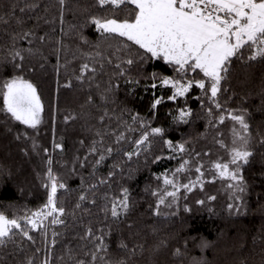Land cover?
<instances>
[{"label": "trees", "instance_id": "16d2710c", "mask_svg": "<svg viewBox=\"0 0 264 264\" xmlns=\"http://www.w3.org/2000/svg\"><path fill=\"white\" fill-rule=\"evenodd\" d=\"M111 15L97 0H0V214L22 226L0 245V264H264V58L247 59L248 52L233 58L217 97L220 109L197 87L170 100L175 90L160 78L180 74L92 23ZM84 64L96 71L83 73ZM16 77L31 82L41 98L36 128L4 107L2 85ZM156 98L162 103L153 110ZM181 110L191 111L186 122ZM229 112L244 115L246 132ZM157 127L162 135L149 134L137 146ZM236 133L252 153L239 163L243 192L215 168H237L232 149L244 145ZM130 152L138 154L129 158ZM101 154L105 159L96 163ZM49 167L66 186L56 196L63 223L50 220L34 230L27 218L47 204ZM165 177L179 190L165 185ZM184 184L195 186L189 191ZM124 189L128 209L113 217L110 208ZM171 191L175 198L166 196Z\"/></svg>", "mask_w": 264, "mask_h": 264}, {"label": "snow or ice", "instance_id": "6c2138e0", "mask_svg": "<svg viewBox=\"0 0 264 264\" xmlns=\"http://www.w3.org/2000/svg\"><path fill=\"white\" fill-rule=\"evenodd\" d=\"M97 3L101 7H108L112 10L111 16L92 19V23L101 33L125 38L144 50L146 54H150L151 57L162 59L174 66V70L180 74V79L160 78L162 85H170L175 90L169 97L170 100L184 97L193 87H197L202 90L203 95L208 96L217 109H220L222 105L217 97L221 91L222 81L227 79L233 58L244 59L245 52L249 53L247 59L264 58V0H97ZM118 12L123 13V17L117 15ZM16 55L20 54L16 53ZM132 63V59L127 60V64ZM81 71L83 73L95 72L96 69L84 64ZM188 73H202L203 78L186 79ZM153 78H156L155 74ZM67 86L70 87V85ZM152 87L156 85L153 84ZM2 89L3 104L7 113L11 114L16 121L36 128L41 123L43 112V104L37 88L22 77H16L5 82ZM161 103L162 98H156L152 104L153 110ZM207 111L211 115L212 109L208 108ZM190 115V110H181L179 119L186 122V118ZM229 116L245 132L248 130L249 125L244 115H234L229 112ZM136 119L137 117L134 116L133 120ZM224 119V116H220L219 122L223 123ZM141 123L143 125V121ZM162 133L161 128H152L151 133L145 132L136 144L137 146L143 145L148 141L149 134L162 135ZM236 135L244 145L243 150L236 147L232 149L231 163L237 165V168L235 171H230L226 163H216L215 168L221 177H229L236 181L238 191L243 192V187L239 186L242 180L239 163L241 161L248 163L252 153L246 150L245 136L239 133ZM117 139L122 140L124 137L121 134ZM166 143L174 151H185L183 144L174 147L171 141ZM56 147L62 148V145L57 144ZM96 151L97 149L93 146L91 152ZM111 151V148L105 149V152L110 153ZM134 154L138 153H127L129 158ZM104 159V155L101 154L96 163ZM48 163L51 165V160ZM187 163L188 161H185L176 171H183ZM196 171L199 173L200 167H197ZM48 180L50 185L46 187L50 186V195L47 204L44 209L27 218V223L34 230L43 227L44 221L49 218L52 224L63 223L60 217L64 215L65 209L57 206L56 196L58 188L62 189L66 186L63 183H57L51 167L48 168ZM100 183H105V181L101 180ZM164 184L172 185L177 191L181 187L173 179L167 177L164 178ZM194 186L195 184L182 185L189 191ZM177 191L167 192L166 196L175 198ZM79 199L83 201L86 196L81 195ZM210 199H215V197ZM164 203L165 196H160L159 204ZM128 206V190L124 189L122 198L113 201L110 208L111 215L118 217L120 209L127 211ZM229 207L231 208L232 205ZM21 227L17 220L0 214V245L6 242V238L10 237L14 229H21ZM91 234L89 230L87 235ZM23 235L30 241L33 239L28 231H23ZM45 264L48 262L46 261ZM76 264H85V262L80 260Z\"/></svg>", "mask_w": 264, "mask_h": 264}, {"label": "rangeland", "instance_id": "374dc122", "mask_svg": "<svg viewBox=\"0 0 264 264\" xmlns=\"http://www.w3.org/2000/svg\"><path fill=\"white\" fill-rule=\"evenodd\" d=\"M229 170L230 171H233V170H231V168H229ZM44 209V208H43ZM51 220V218H49L48 220H45L44 222H47V221H50Z\"/></svg>", "mask_w": 264, "mask_h": 264}]
</instances>
